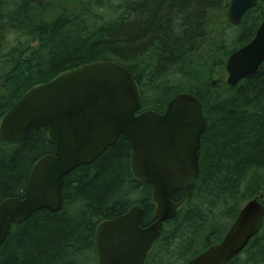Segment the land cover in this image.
<instances>
[{"label": "trees", "instance_id": "obj_1", "mask_svg": "<svg viewBox=\"0 0 264 264\" xmlns=\"http://www.w3.org/2000/svg\"><path fill=\"white\" fill-rule=\"evenodd\" d=\"M231 0H0V120L33 86L71 69L112 61L139 85L142 111L163 113L179 93L196 94L205 130L190 198L166 221L145 264H186L219 243L240 207H264V63L228 86L226 62L264 20V0L238 26ZM236 33L228 42V30ZM48 129L20 143L0 141V203L23 197L34 164L51 155ZM131 143L120 136L89 165L70 172L62 208L12 225L0 264H98V225L141 205L140 226L154 222L152 186L131 173ZM183 192L172 200L179 202ZM227 264H264V219Z\"/></svg>", "mask_w": 264, "mask_h": 264}, {"label": "water", "instance_id": "obj_2", "mask_svg": "<svg viewBox=\"0 0 264 264\" xmlns=\"http://www.w3.org/2000/svg\"><path fill=\"white\" fill-rule=\"evenodd\" d=\"M258 0H231L227 19L238 26ZM264 63V21L252 40L227 59L226 81L235 87ZM141 92L129 71L112 61H97L65 71L48 83L33 86L0 120V141L22 142L41 127L48 129L54 152L32 167L23 197L0 203V247L12 225L40 210L62 208L65 177L89 165L120 137L131 143V173L152 186L154 222L142 228L141 205L125 215L100 223L94 246L98 264H145L162 225L173 219L190 198V181L199 168L205 120L196 94L179 93L163 113L140 112ZM183 192L179 202L173 195ZM264 207L245 202L221 242L186 264H227L260 231Z\"/></svg>", "mask_w": 264, "mask_h": 264}, {"label": "rangeland", "instance_id": "obj_3", "mask_svg": "<svg viewBox=\"0 0 264 264\" xmlns=\"http://www.w3.org/2000/svg\"><path fill=\"white\" fill-rule=\"evenodd\" d=\"M235 29L234 28H231L230 30H228V35L226 36V39L228 38V42H230V38L236 33V30ZM226 77L223 78V81L224 82L226 81Z\"/></svg>", "mask_w": 264, "mask_h": 264}, {"label": "flooded vegetation", "instance_id": "obj_4", "mask_svg": "<svg viewBox=\"0 0 264 264\" xmlns=\"http://www.w3.org/2000/svg\"><path fill=\"white\" fill-rule=\"evenodd\" d=\"M263 21H264V20H263ZM263 21H262V22H263ZM262 22H261V23H262ZM261 23H260V24H261ZM258 27H259V26H258ZM257 29H258V28H257ZM254 35H255V34H254ZM253 37H254V36H253ZM251 40H252V39H251ZM240 208H241V207H240ZM239 210H240V209H239ZM238 212H239V211H238ZM233 222H234V221H233ZM233 222H232V223H233ZM231 225H232V224H231ZM145 227H146V226H145ZM142 228H144V227H142ZM229 228H230V227H229ZM229 228H228V229H229ZM227 231H228V230H227ZM225 234H226V233H225ZM224 236H225V235H224ZM222 239H223V238H222ZM94 241H95V240H94ZM250 241H251V240H250ZM220 242H221V241H220ZM220 242H219V243H220ZM219 243H217V244H219ZM217 244H214V245H217ZM248 244H249V243H248ZM214 245H212V246H214ZM210 247H211V246H210ZM208 248H209V247H208ZM206 249H207V248H206ZM206 249H205V250H206ZM205 250H204V251H205ZM202 252H203V251H202ZM202 252H201V253H202ZM242 252H243V251H242ZM242 252H241V253H242ZM241 253H240V254H241ZM199 254H200V253H199ZM199 254H198V255H199ZM240 254H239V255H240ZM196 256H197V255H196ZM193 258H194V257H193ZM190 260H191V259H190Z\"/></svg>", "mask_w": 264, "mask_h": 264}]
</instances>
